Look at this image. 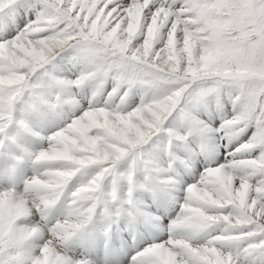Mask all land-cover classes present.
Returning a JSON list of instances; mask_svg holds the SVG:
<instances>
[{
  "label": "snow or ice",
  "instance_id": "1",
  "mask_svg": "<svg viewBox=\"0 0 264 264\" xmlns=\"http://www.w3.org/2000/svg\"><path fill=\"white\" fill-rule=\"evenodd\" d=\"M0 157V264H264V0H0Z\"/></svg>",
  "mask_w": 264,
  "mask_h": 264
},
{
  "label": "clouds",
  "instance_id": "2",
  "mask_svg": "<svg viewBox=\"0 0 264 264\" xmlns=\"http://www.w3.org/2000/svg\"><path fill=\"white\" fill-rule=\"evenodd\" d=\"M214 15L218 23H220L225 29V35L229 43L237 45H243L246 41L244 39V33L256 23L251 18V15L245 8L239 4L227 7L224 12L221 13H210ZM139 21V11L137 10L129 23V33L131 34L136 23ZM236 35H233V34Z\"/></svg>",
  "mask_w": 264,
  "mask_h": 264
},
{
  "label": "rangeland",
  "instance_id": "3",
  "mask_svg": "<svg viewBox=\"0 0 264 264\" xmlns=\"http://www.w3.org/2000/svg\"><path fill=\"white\" fill-rule=\"evenodd\" d=\"M110 87V86H109ZM99 99V98H98ZM134 99H137L138 100V98H136V97H134ZM220 123V121L219 120H216L215 121V124L213 125V126H216V125H218ZM55 130V128H54V126H48L47 127V129L46 130H44V131H42L41 129H34V131H36V132H39L40 133V135H47L48 133H50V132H52V131H54ZM250 134V133H249ZM241 139H243V137L241 138ZM24 143H34V145H31L30 144V146L32 147V148H35L36 150L39 148V143L36 141V139H35V137H33V136H29L28 137V139L24 142ZM23 146L26 148V149H28L29 151H35L34 149H32L31 150V148L29 147V145H25V144H23ZM34 146V147H33ZM220 152L221 153H223L224 152V149L223 148H221L220 149ZM0 159H2V157H0ZM218 162H220V163H223L224 162V156L223 155H220L219 157H218ZM198 168H199V166H198ZM29 175L31 174V169H29ZM186 178H188V177H186ZM185 178V179H186ZM81 179V178H80ZM83 179V178H82ZM191 180L192 178L191 177H189L188 179H186V181H188V180ZM79 181V180H78ZM78 181L77 180H74L73 181V186H75L77 183H78ZM5 185H1L0 187H4ZM72 190V187H69V189H68V191L70 192ZM139 194V193H138ZM137 194V195H138ZM141 193L138 195V198H139V196L141 197ZM143 196V195H142ZM143 198H145L146 199V197H143ZM166 223V222H165ZM124 225L123 224H121L120 225V227L122 228ZM166 235V234H165ZM163 236V237H157V239H166L167 238V236ZM126 237V236H125ZM115 239V236H114V238H113V240ZM77 247V246H76ZM88 253H84V255H82L83 257H85V258H89V254H88V256H86ZM80 254H78V256H79ZM81 256V255H80ZM90 259V258H89Z\"/></svg>",
  "mask_w": 264,
  "mask_h": 264
},
{
  "label": "bare ground",
  "instance_id": "4",
  "mask_svg": "<svg viewBox=\"0 0 264 264\" xmlns=\"http://www.w3.org/2000/svg\"><path fill=\"white\" fill-rule=\"evenodd\" d=\"M14 34V33H13ZM67 67H71L70 65L69 66H67ZM64 75H66V76H71L72 74H71V72H68L67 70L63 73ZM34 147V146H33ZM35 149V148H34ZM36 150V149H35ZM189 178V177H188ZM188 178H186V179H188ZM82 179V178H81ZM78 181V180H77ZM188 181H191L190 179L188 180ZM79 182V181H78ZM140 194V193H139ZM138 194V195H139ZM142 194V193H141ZM143 195V194H142ZM141 195V197H143ZM140 197V196H139ZM172 215H175V213H172ZM166 222V221H165ZM126 236V235H125ZM166 236V235H165ZM113 243L114 244H116V238L113 240ZM73 251L75 252V254L78 256V254H80V255H84V253L86 252V253H88L89 254V258L90 259H96L98 256H100L101 255V252H100V250L99 249H92L91 247H82V248H78V247H74L73 248ZM88 254L86 255V256H88ZM79 255V256H80ZM129 257L132 255V252L131 251H129L128 252V254H127ZM85 256V255H84ZM121 259H124V257H121Z\"/></svg>",
  "mask_w": 264,
  "mask_h": 264
}]
</instances>
